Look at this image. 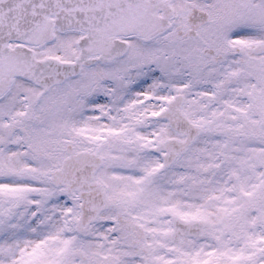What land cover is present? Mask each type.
Wrapping results in <instances>:
<instances>
[{
	"label": "snow or ice",
	"instance_id": "obj_1",
	"mask_svg": "<svg viewBox=\"0 0 264 264\" xmlns=\"http://www.w3.org/2000/svg\"><path fill=\"white\" fill-rule=\"evenodd\" d=\"M0 264H264V0H0Z\"/></svg>",
	"mask_w": 264,
	"mask_h": 264
}]
</instances>
